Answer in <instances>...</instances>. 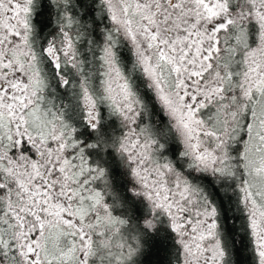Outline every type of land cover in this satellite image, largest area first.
<instances>
[{
    "label": "snow or ice",
    "instance_id": "obj_1",
    "mask_svg": "<svg viewBox=\"0 0 264 264\" xmlns=\"http://www.w3.org/2000/svg\"><path fill=\"white\" fill-rule=\"evenodd\" d=\"M0 264H264V0H0Z\"/></svg>",
    "mask_w": 264,
    "mask_h": 264
}]
</instances>
